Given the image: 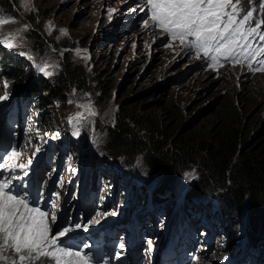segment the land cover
Returning <instances> with one entry per match:
<instances>
[{
  "label": "rangeland",
  "instance_id": "obj_1",
  "mask_svg": "<svg viewBox=\"0 0 264 264\" xmlns=\"http://www.w3.org/2000/svg\"><path fill=\"white\" fill-rule=\"evenodd\" d=\"M140 3L141 0H15L12 12L9 13L0 1V16L16 21L4 25V31L0 34L7 35L25 25L29 26L28 30L22 33L23 39L20 41L22 47L7 49L0 46V54L7 65H11L12 68L20 66L29 75L31 74L29 87H25L27 89H22L23 87L20 86L15 88L12 80L6 77L9 70L4 71L0 64L2 81H0V97L7 94V99L0 100V115L17 112V119H12L15 125L13 135L17 138L14 145L27 152L26 155L18 158L19 161L22 160L25 164L30 158L47 157L50 167L45 185L53 189V195L59 193V201L55 195L53 199L57 201L56 215L58 216L61 209H66V205L72 209V205L75 212L71 210L70 212L78 215L79 222L87 223L88 230L92 228V217L103 218V214H106L105 217L109 216L107 214L113 208L121 209L124 202L136 203L139 197L143 196L142 191L148 195L146 200L152 199L149 192L142 187L146 186V180L152 186L151 188L157 184L156 178L145 173L146 176H140L139 174L143 172L139 170L133 171L134 177L122 171H118L116 175L118 165L102 157L103 135L98 134L97 131H101L112 119L114 111L122 100H128L159 83H164L171 89L169 92L171 99L179 102L180 105L179 119L168 111H163L165 123H169V129L175 133L190 123L204 107L211 105L210 110L217 108L220 95L231 93L237 101L239 111L242 112L240 123L244 127V136L250 134L247 145L255 144L260 137V132L264 131L262 122L257 120L250 123L258 115H261L264 120V73L250 72L247 61L242 65H233L230 60L223 59L221 63L224 66L213 70L212 67L207 66L208 62L203 57V53L198 58L194 52L178 46V42H172L173 46L168 47L169 38L165 33L159 29L143 27V22L147 19L145 14L147 9L141 12L137 7ZM110 8L117 10L111 18L108 15ZM23 12H32L31 14H35L36 19L42 22L44 35L49 38L45 40V44L38 45L30 40L28 34L35 24L26 15L23 16ZM106 27H110V30L105 33L107 43L103 48L109 50L107 53L100 49L99 42L95 39L100 37L101 30ZM61 30H64L66 35H61ZM257 42L259 43L258 39ZM21 51L26 55H20ZM77 51L81 53L79 56L76 55ZM107 55H111V63H107ZM28 56L32 58L29 59ZM261 58L264 57L257 59ZM133 60H138L140 72H143L136 73L131 85L124 86L122 82ZM68 62L80 65L93 76L98 75L105 81L114 75L115 85L110 95L104 93V101L99 98V103L95 99L99 86L94 79L95 82L93 80V86L91 85L90 88L94 89L95 97L87 91L81 92L73 87L67 88L63 99H60L59 95L52 96L56 80L60 78ZM45 64L49 65L47 71L53 72L52 76H45L37 70L38 65ZM257 66L254 62L253 68ZM42 87H51V90H42ZM34 89L39 90L42 96L40 102L29 95V92ZM70 100L73 103H69ZM19 101L25 106L21 108ZM44 101L47 102V106L43 110L37 109V106H40L38 104H43ZM7 103L9 105L5 106ZM89 103L95 108L97 115L88 117L85 113L86 118L78 126L79 135H73L75 129L69 123V119L78 112H84V109L78 108L77 105ZM40 114L48 120L46 125H41L39 122ZM90 161L91 168L88 169ZM96 162L99 165L96 166ZM16 165L18 167L20 164ZM97 167L102 170V178H105L102 183L98 175L91 172ZM119 173L125 177L118 178ZM83 177H86L85 187L87 188L82 192L80 180ZM194 179L195 172L193 169H188L167 191L170 197L164 202L170 206V212L164 215L163 209L166 203L160 201V203L156 202L158 209L151 206L143 209L148 212L143 216L146 223L141 222L139 239L132 241L129 236L124 235L119 245L115 247L118 253L112 261L93 262V264H121L118 259L123 256H125L124 261L129 264L133 261L134 264H164L169 251L178 245L182 246L180 249L175 248L174 251L179 250V252L170 254L167 264H171L174 258L176 264H219V262H210L208 255V249L211 251L215 245L213 237L209 238L210 231L215 229L221 218L213 199L188 200V204L194 206L190 210L193 222L188 220L189 216L181 219L182 224L178 223L179 232H175L172 228L173 218L177 217L180 206L183 204V197L186 196L187 191H190V185ZM75 192L77 197L74 199L72 196ZM116 197L119 199L113 203ZM168 200L172 202L168 203L170 202ZM173 201H175L174 206ZM62 202H65V205ZM42 211L49 212L48 220L52 234H55L59 230L53 229L51 223L52 205ZM240 220L245 224L244 216ZM100 227L111 234L121 232V229L106 228L102 225ZM186 227L194 228L193 240L189 238ZM243 228V225L239 228L240 240L237 243V247L242 250L243 243L240 244V241L244 237ZM113 230L114 233H112ZM217 230L220 232L219 229ZM94 231L95 229L92 230ZM117 237H119L118 234ZM134 242L141 251L137 262L133 252L131 254ZM233 247L236 248V245ZM85 249L84 245L80 251L90 255ZM238 259L239 254L229 259L226 264Z\"/></svg>",
  "mask_w": 264,
  "mask_h": 264
},
{
  "label": "trees",
  "instance_id": "obj_2",
  "mask_svg": "<svg viewBox=\"0 0 264 264\" xmlns=\"http://www.w3.org/2000/svg\"><path fill=\"white\" fill-rule=\"evenodd\" d=\"M0 1L6 11L11 13L15 0ZM260 3L261 0H254L253 6L257 8V13L254 15L257 18L264 16V13L259 12ZM31 13L22 14L35 24L29 31V38L32 42L43 45L49 38L44 35L42 22ZM262 29L264 30V27ZM109 30L110 27L102 29L100 37L95 38L99 42L100 49L105 53L109 51L103 49L107 43L105 33ZM2 60L4 68L9 70L10 77L14 79L15 87L31 77L20 66L12 68L11 65H7L0 54V61L3 62ZM106 60L107 63H111V55H107ZM128 69L122 82L124 86L131 85L135 74L143 72H140L138 60H133ZM94 79L99 86L97 96L94 89L90 88ZM114 81V75L105 81L98 75L93 76L80 65L68 62L60 78L56 80L52 96L59 95L60 99H63L67 88L73 87L81 92L87 91L93 97L96 96L98 102L99 98L104 101L103 94L110 95L115 85ZM42 90H51V87H42ZM169 92H171L169 87L159 83L128 100H122L114 111L112 119L101 131H97L98 134L103 135L102 157L118 165L116 175L118 171L133 175L139 170L143 172L139 174L140 176L150 175L156 178L157 184L153 186L154 188H151L147 180L146 186L142 187L149 192L152 199L147 200H152L153 204L169 199L170 195H167V191L170 186L188 169H193L195 179L190 185V191H187L186 196L183 197V204L172 227L176 229L178 223H183L181 219L189 216L188 220L193 222L190 210L194 206L189 205L188 200L213 199L221 218L215 229L210 231L209 238L213 237L215 242L214 248L211 251L208 249L210 262L225 264L222 258L226 257L227 261L231 255L239 254V259L232 261L231 264H264V131L260 132L257 143L248 146L247 139L250 134L244 136V127L240 123L242 112L239 111L234 95L225 93L220 95L217 108L210 110L211 105L204 107L190 123L172 133L169 123H165L163 111H168L179 119L180 105L179 102L171 99ZM30 95L39 97V102L42 99L39 90H33ZM19 104L21 108L24 106L21 101ZM38 105L40 106H37V109L43 110L47 102ZM7 116L15 120L17 112L9 113ZM261 117L258 115L250 123L258 120L262 122L264 128V120ZM2 119L3 116L0 115V121ZM38 120L41 125H46L48 122L42 114L39 115ZM101 172L102 170L99 169L100 183L105 180ZM122 177L125 176L119 173L118 178L122 179ZM142 192L143 196L139 197L140 204H143L148 196L144 191ZM168 201H170L168 203L172 202V200ZM164 203H166L164 215H167L170 206L167 202ZM174 203L175 201L173 206ZM242 216L245 218V224L240 220ZM242 225L244 237L240 244L243 243V250L237 247L240 240L239 228ZM186 232L190 236L194 233V228L186 227ZM233 245H236V248Z\"/></svg>",
  "mask_w": 264,
  "mask_h": 264
},
{
  "label": "snow or ice",
  "instance_id": "obj_3",
  "mask_svg": "<svg viewBox=\"0 0 264 264\" xmlns=\"http://www.w3.org/2000/svg\"><path fill=\"white\" fill-rule=\"evenodd\" d=\"M253 5L254 0H141L137 7L141 12L147 9L143 27L165 33L169 38L168 47L173 46L172 42H178V46L194 52L198 58L203 53L207 66L213 70L224 66L221 63L223 59L230 60L233 65H242L247 61L250 72L264 73V58L257 59L264 57V16L257 18L254 15L257 8ZM116 11L108 9L109 18ZM259 12L264 13V0L259 4ZM10 22L16 21L0 16V33L4 31L3 26ZM28 27L25 25L7 35L0 34V46L7 49L22 47V33ZM61 35H66V32L61 30ZM19 54L26 55L22 51ZM80 54L76 52V55ZM254 62L258 65L255 68ZM48 67L47 64L38 65L37 70L45 76H52L53 72L47 71ZM4 99H7V94L0 97V100ZM77 107L83 108L84 112L76 113L69 123L75 129L73 135L78 136V126L86 118L85 113L88 117H94L97 112L91 103ZM21 155L22 151L13 148L5 157L11 163L7 166L6 163H0V169L14 173L17 167L15 161ZM28 164H31V160ZM18 167L24 175L28 174L24 171L27 165L20 164ZM14 179L21 177L12 175L6 179L0 178V264H93V258L87 253L64 245L61 238L73 231V227H65L52 234L49 212L29 206V198L15 192ZM60 183L62 185L63 181ZM54 195L58 200L59 193ZM51 203V223L55 224L57 201ZM74 227L81 228V225ZM83 230L87 231V228Z\"/></svg>",
  "mask_w": 264,
  "mask_h": 264
},
{
  "label": "clouds",
  "instance_id": "obj_4",
  "mask_svg": "<svg viewBox=\"0 0 264 264\" xmlns=\"http://www.w3.org/2000/svg\"><path fill=\"white\" fill-rule=\"evenodd\" d=\"M3 59H4V57H3ZM3 61V60H2ZM0 64L2 65V68L3 69H5L4 71H8L6 68H4V61L3 62H1L0 61ZM30 76H31V74H30ZM2 77V79L4 78L3 77V75L1 76ZM6 77H8V78H10V80H12V83L14 84V79L13 78H11L10 77V73L9 72H7V75H6ZM0 81H1V79H0ZM30 78L27 80V81H25L23 84H20L19 86L20 87H23L22 89H24L25 87H29L28 85H29V83H30ZM2 82V81H1ZM15 86V85H14ZM18 86V87H19ZM18 87H15V88H18ZM11 87H9V89H10ZM27 88H25V89H27ZM35 90V89H34ZM37 90V89H36ZM33 91V90H32ZM32 91H30L29 92V95H30V93L32 92ZM31 96V95H30ZM33 97V96H32ZM33 98H35V97H33ZM36 100H39V97H36L35 98ZM15 104L17 103L16 101L14 102ZM38 104V103H37ZM9 105V103H7L5 106H8ZM25 106V105H24ZM20 113H21V111H20ZM20 115V114H19ZM14 130H15V125L13 124V121H12V118H9V116H7V115H4L3 116V119L0 121V163H6V166H7V164L8 163H10L9 161H6L5 160V157H6V155H9L10 153H11V151H12V149L13 148H15L16 150H18V151H22L23 149L21 148V147H18L17 145H14V143L16 142V140H17V138L13 135V132H14ZM19 149H21V150H19ZM23 152V155H21V156H24V155H26L27 154V152L25 151V150H23L22 151ZM48 161V160H47ZM23 163V162H22ZM48 164H49V166H48V169H49V167H50V163L48 162ZM48 169H47V171H48ZM4 169H0V173L3 171ZM47 171H46V175H45V178H44V181H43V192L45 191V190H47V189H50V192L52 193V196H53V199H54V195H53V189L51 188V187H49L48 185H45V181L47 180ZM83 174L86 176V174L83 172ZM88 175V174H87ZM9 176H12V174L11 173H4V174H2L1 175V177L0 178H4V179H6V178H8ZM88 177V176H87ZM90 179V178H89ZM15 180V179H14ZM14 180H13V182H14ZM86 177H83L81 180H80V187L82 188L81 190H82V192H83V190H85L86 188H87V186L85 187V184H86ZM73 196H74V198H76L77 197V195H76V192L73 194ZM53 199H52V201H53ZM65 200V199H64ZM59 201V200H58ZM63 203V202H62ZM64 205H65V202L63 203ZM51 207V206H50ZM71 208L72 209H70L71 210V212H75V210H74V208L71 206ZM48 209V208H47ZM41 210H46V209H41ZM235 256H233V255H231L230 257H229V259H232V258H234ZM228 259V260H229ZM227 260V261H228ZM139 261V260H138ZM226 259L224 260V262H225V264H226ZM219 264H220V262H219ZM231 264V263H230Z\"/></svg>",
  "mask_w": 264,
  "mask_h": 264
},
{
  "label": "bare ground",
  "instance_id": "obj_5",
  "mask_svg": "<svg viewBox=\"0 0 264 264\" xmlns=\"http://www.w3.org/2000/svg\"><path fill=\"white\" fill-rule=\"evenodd\" d=\"M12 108H13V107H12ZM20 160H21V159H20ZM9 162L11 163V161H9ZM15 164H23V163H22V160L19 161V159H17V160L15 161ZM136 198H137V197H136ZM145 214H146L145 211H142V217L145 216ZM154 215H155V214H154ZM157 217H159V216H157ZM142 219H144V217H143ZM155 219H156V218H155ZM155 219H154V220H155ZM116 230H117V229H116ZM114 232H115V231L113 230L112 233H114ZM115 234H116V233H115ZM189 238H190L191 240H193L194 236L190 235ZM181 239H182V238H181ZM186 239H187V238H186ZM181 246H182V245H178V246H176L175 248L180 249ZM175 248H173L172 250L169 251V253H168L167 257H166V261H165L164 264H167V263H168L167 259L169 258V255H170V254H172L173 252H179V250H178V251H174ZM189 250H190V249H189ZM176 255H177V254H175V256H176ZM138 260H139V259H138ZM138 260H135V262H137ZM125 262H126L127 264H129L127 261H125Z\"/></svg>",
  "mask_w": 264,
  "mask_h": 264
}]
</instances>
